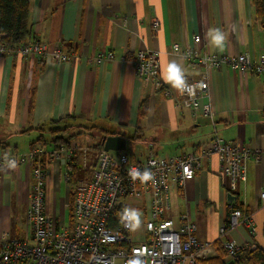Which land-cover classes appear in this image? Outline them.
<instances>
[{
  "label": "crops",
  "instance_id": "1",
  "mask_svg": "<svg viewBox=\"0 0 264 264\" xmlns=\"http://www.w3.org/2000/svg\"><path fill=\"white\" fill-rule=\"evenodd\" d=\"M29 5L34 33L31 41L62 45L65 51L76 52L83 60L57 67L39 60L30 80L24 60L11 54L0 56V143L26 154L40 136L48 138L49 132L42 130L54 122L64 119L71 127L96 126L108 134L78 138L86 145L84 136H89L90 148L96 151L91 160L89 155H77L83 178L94 172L96 147L102 138L103 149L109 137L125 140L126 151L122 152L133 161L152 155L171 158L199 153L215 136L245 146L259 152L260 161L248 160L246 179L239 182L236 197L244 216L253 220L256 233L250 234L241 220L228 238L240 245L254 243L264 249V73L243 76L229 67H196L173 53V46H192L194 37L200 36L205 53L247 54L260 62L264 28L252 0H29ZM154 20L161 24L158 32L153 29ZM212 28L226 34L222 51L209 46L207 33ZM141 51L159 54L158 86L153 80L137 77L134 59ZM108 52L114 58L103 64L87 60ZM166 62L181 66L186 80L209 83L203 103L213 105V118L195 117L165 96V90L176 95V89L161 77ZM143 101L148 102V107L140 117ZM130 143L140 147L145 155L132 156ZM201 163V169L184 188L171 185V211L167 218L179 227L181 219L188 217L197 226L199 240L215 244L221 241L220 231L230 214L229 182L220 176L217 157ZM46 170L47 179L53 176L52 197L46 189V211L59 223L71 227L65 220L74 188L66 181L68 162L50 164ZM32 186L29 168L21 166L16 172L0 167V232H8L12 240H24L25 232L29 235L27 210Z\"/></svg>",
  "mask_w": 264,
  "mask_h": 264
},
{
  "label": "built area",
  "instance_id": "2",
  "mask_svg": "<svg viewBox=\"0 0 264 264\" xmlns=\"http://www.w3.org/2000/svg\"><path fill=\"white\" fill-rule=\"evenodd\" d=\"M152 26L158 32L161 24L154 20ZM201 44V37L195 36L192 46L175 45L173 53L196 67H229L243 76L250 72L264 73V53L257 63L247 54L205 53ZM10 52L0 41V56ZM14 54L26 62L30 80L33 78L32 69L39 60L55 67L83 60L76 52L65 51L62 45L41 42L22 44ZM113 58L114 54L108 52L87 60L103 64ZM134 64L139 79L153 80L159 85L157 52H139ZM186 84L183 91L176 90V95L165 90V96L174 100L177 108L188 109L195 117L213 118V105L203 103L210 89L209 83L202 79H187ZM84 137L86 145L77 138L57 146L38 144L26 154L10 148L0 150V167L6 166L4 157L7 154L9 159L16 161V167L11 170L17 172L25 166L33 177L31 203L27 210L30 239L12 240L8 232L1 231L0 264H132L135 260L140 264H201V261L218 256L217 246L202 243L197 236V226L188 217L181 219L179 227L167 218L171 211V185L184 188L201 169L202 160L217 157L220 176L228 180V192L236 197L239 182L246 179L248 160L255 158L259 162V152L226 142L219 136H215L199 153H184L171 158L152 155L143 161H133L126 152L113 154L103 148L97 149L93 174L89 178H80L73 188L74 224L71 228L59 223L46 211V168L61 161L70 162L77 155L86 158L92 150V139ZM131 170H148L153 178L147 182L133 181L129 175ZM69 180L68 174L66 181ZM261 200L264 204V192ZM238 203L237 197L229 202L228 223L220 231V248L231 260L236 259L241 251L254 252L258 248L257 244L240 245L228 238L241 220L250 234L254 236L256 233L253 220L244 216ZM125 209L135 210L137 217H126ZM138 220H141L144 237L135 231Z\"/></svg>",
  "mask_w": 264,
  "mask_h": 264
},
{
  "label": "trees",
  "instance_id": "3",
  "mask_svg": "<svg viewBox=\"0 0 264 264\" xmlns=\"http://www.w3.org/2000/svg\"><path fill=\"white\" fill-rule=\"evenodd\" d=\"M252 3L255 9V14L259 19L261 26L264 28V0H252ZM0 33L2 35L0 37L1 43L9 51H11V55H15L14 51L22 44H27L30 43L31 40H34V33L30 24L29 0H0ZM147 107L148 102L143 101L139 107L140 117H143L146 114ZM42 131L49 132L50 138L46 139L43 135L40 136L37 141L32 143L31 149L34 148L37 143H42L48 146H57L59 144H68L72 140L87 134L92 136L98 133L100 135L103 133L108 134L96 126L71 127L64 119L54 122L49 128L43 129ZM103 139L104 138H102V140ZM102 140H100L99 143L97 142L98 144L96 149H100L102 147ZM6 148L7 146L0 143V150ZM68 168V174L70 177L69 183L74 186L81 176V167L79 165L77 156L68 162ZM74 198L75 195L73 192H71L70 202L72 212ZM237 206L242 208V204L240 205L238 203ZM70 223L72 228L74 224L73 218H71ZM227 223L228 219L226 220L225 224ZM215 245L219 250L218 256L207 261H201V264H264V249L260 246H258L257 250L254 252L241 251L236 259L231 260L227 259L226 253H224L220 248V241L216 242Z\"/></svg>",
  "mask_w": 264,
  "mask_h": 264
},
{
  "label": "clouds",
  "instance_id": "4",
  "mask_svg": "<svg viewBox=\"0 0 264 264\" xmlns=\"http://www.w3.org/2000/svg\"><path fill=\"white\" fill-rule=\"evenodd\" d=\"M207 38L211 48L219 49L221 51L224 49L227 37L221 29H210L207 33ZM161 77L166 84L178 91H183L187 87L185 71L175 62H166L162 65ZM4 160L7 167H16V161L14 159H9L7 154H5ZM129 175L133 181L139 179L141 182H147L153 178L152 173L148 170H145L144 172L131 170ZM124 215L126 217H130L131 219H135L138 214L135 210L125 209ZM132 264H140V261L135 260L132 262Z\"/></svg>",
  "mask_w": 264,
  "mask_h": 264
},
{
  "label": "rangeland",
  "instance_id": "5",
  "mask_svg": "<svg viewBox=\"0 0 264 264\" xmlns=\"http://www.w3.org/2000/svg\"><path fill=\"white\" fill-rule=\"evenodd\" d=\"M35 137H38V136L35 135ZM46 137L49 138L50 137L49 134H47ZM129 149L131 150L132 156L134 154L136 158H139V157H142L143 155H145V152L140 147L137 149V147L136 146H133L132 143H130ZM146 154H147V152H146ZM95 155H96V151H92L91 150L90 151V154H89L90 160ZM80 177H82V178L84 177V174L82 172H81V176ZM52 179H53V176L51 175L46 180V189H47V193L50 194V197H52V195H53V180ZM62 184H63V186L65 188V182H64V180H63ZM59 197H61V196H59ZM66 207H68V206H66ZM70 216H71V210L69 208H66V210H65V220H66V223H70ZM135 231H136V233L138 235H141L142 237H144L143 230H142L141 220H138L137 221V227H136ZM25 235L27 237V238L25 237L26 239H30V233L28 235V232L27 233L25 232Z\"/></svg>",
  "mask_w": 264,
  "mask_h": 264
},
{
  "label": "water",
  "instance_id": "6",
  "mask_svg": "<svg viewBox=\"0 0 264 264\" xmlns=\"http://www.w3.org/2000/svg\"><path fill=\"white\" fill-rule=\"evenodd\" d=\"M104 150L106 152H122L126 151V142L125 140L116 137V138H107L104 142ZM235 196H233L231 193L228 194V201L231 202L235 200Z\"/></svg>",
  "mask_w": 264,
  "mask_h": 264
}]
</instances>
